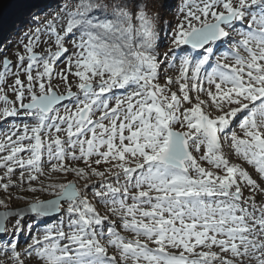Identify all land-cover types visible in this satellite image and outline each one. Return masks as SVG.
I'll return each mask as SVG.
<instances>
[{"label": "snow or ice", "instance_id": "snow-or-ice-1", "mask_svg": "<svg viewBox=\"0 0 264 264\" xmlns=\"http://www.w3.org/2000/svg\"><path fill=\"white\" fill-rule=\"evenodd\" d=\"M12 3L0 264H264V0Z\"/></svg>", "mask_w": 264, "mask_h": 264}, {"label": "rangeland", "instance_id": "rangeland-1", "mask_svg": "<svg viewBox=\"0 0 264 264\" xmlns=\"http://www.w3.org/2000/svg\"><path fill=\"white\" fill-rule=\"evenodd\" d=\"M166 3H167V7L165 8L166 9L165 13L162 14L166 21L164 22V25H163L164 31L161 33V37H162L161 42L165 46V50H166V46L168 43L167 34L170 33V31H171V28L169 27V25L174 26L177 23V20H178L179 15H180L178 10L182 6V0H166ZM16 31L20 32L19 39H23L24 38V36H22L23 32L27 31V29L24 28L23 30H21L19 28V26H17ZM10 39L12 41L17 40V36H16L15 32H13V35L11 36ZM13 51H15V49H13ZM221 51H223V49H221ZM172 71L174 72V70H172ZM8 95H9L10 99L13 98L12 94L10 92L8 93ZM0 105H2V102H0ZM22 122H26L25 118H9L7 122H0V141H3L5 139V133H8L10 131V129L12 128V124L15 123V124L19 125ZM233 160H234V162H238V161H236L235 157H233ZM101 167H103V166H101ZM71 179H73V177L71 175H69L67 177L61 176L57 182H64V181L71 180ZM93 183H95V181H93ZM13 194L16 195L17 193L14 192ZM20 195L27 196L29 200H31L34 196L38 197L39 199H51V198H53L46 192L45 193H36V194L20 193ZM23 206L24 205H23L22 201H14L13 202V207H23ZM100 210L103 211L102 208ZM55 223H56L55 220L49 221V225H51V226H54ZM49 225L40 224L38 226L37 230L32 233V235H34V236L38 235L43 228H45ZM25 235H27V233H25ZM16 239L19 240V242L21 244L24 243V237L23 236L18 235L16 237Z\"/></svg>", "mask_w": 264, "mask_h": 264}, {"label": "water", "instance_id": "water-1", "mask_svg": "<svg viewBox=\"0 0 264 264\" xmlns=\"http://www.w3.org/2000/svg\"><path fill=\"white\" fill-rule=\"evenodd\" d=\"M0 9L3 10L6 18L13 15L16 11V7L12 3V0H0Z\"/></svg>", "mask_w": 264, "mask_h": 264}, {"label": "trees", "instance_id": "trees-1", "mask_svg": "<svg viewBox=\"0 0 264 264\" xmlns=\"http://www.w3.org/2000/svg\"><path fill=\"white\" fill-rule=\"evenodd\" d=\"M54 6H55V4H54ZM165 10H166V9H164V10H163L162 14H163V13H165ZM165 21H166V20H165V19H163V22H162V23H163V25H164V22H165ZM22 36H23V35H22Z\"/></svg>", "mask_w": 264, "mask_h": 264}, {"label": "bare ground", "instance_id": "bare-ground-1", "mask_svg": "<svg viewBox=\"0 0 264 264\" xmlns=\"http://www.w3.org/2000/svg\"><path fill=\"white\" fill-rule=\"evenodd\" d=\"M15 12H16V11H15ZM15 12H14V13H15Z\"/></svg>", "mask_w": 264, "mask_h": 264}]
</instances>
